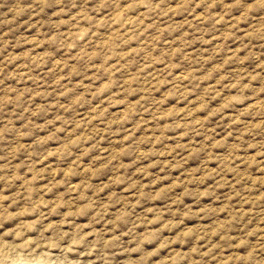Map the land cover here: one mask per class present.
<instances>
[{
	"label": "rangeland",
	"instance_id": "374dc122",
	"mask_svg": "<svg viewBox=\"0 0 264 264\" xmlns=\"http://www.w3.org/2000/svg\"><path fill=\"white\" fill-rule=\"evenodd\" d=\"M0 264H264V0H0Z\"/></svg>",
	"mask_w": 264,
	"mask_h": 264
}]
</instances>
